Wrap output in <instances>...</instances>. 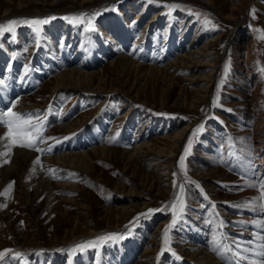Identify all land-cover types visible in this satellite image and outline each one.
<instances>
[{
    "label": "rangeland",
    "instance_id": "374dc122",
    "mask_svg": "<svg viewBox=\"0 0 264 264\" xmlns=\"http://www.w3.org/2000/svg\"><path fill=\"white\" fill-rule=\"evenodd\" d=\"M155 15L156 22L146 28ZM77 16L84 23L65 19ZM33 19L49 20L39 26V36L24 23L16 25L14 35L0 36L2 87L12 78L20 87H32L17 94L3 113L10 107L14 111L22 96H34L38 105L28 109L25 118L31 114L33 123L44 122L43 142L37 145L43 151L23 149L42 158L77 152L94 145L84 141L89 136L108 150L92 154L88 171L40 162L39 175L50 181L54 193L51 200L46 193L38 194L35 183L12 175L11 189L0 188V251L12 253L0 264H188L184 246L199 233L217 259L230 233L237 236L230 243L239 239L241 244L245 237L236 231L251 214L245 200L252 189L249 181L258 185L264 178V0H0V24ZM89 19L95 31L89 30ZM126 32L125 54L160 71L120 73L109 63L112 56H106L93 66L101 71L106 92L85 99L75 92H58L48 99L51 86L46 82L70 66L71 54L84 55L86 64L88 56L102 52L99 37L113 44ZM216 36L220 38L211 51L179 60L189 50L200 52ZM211 79L208 99L198 102L197 94L203 96ZM80 115L91 117L79 129L55 131ZM188 125L177 154L171 155L169 145L177 143L178 133ZM98 129L104 134L96 141ZM190 138L192 146L181 168ZM142 143L148 145L143 153L131 161L122 157L125 145ZM180 185L185 208L165 245L163 233L172 223L170 206L181 195ZM253 189L259 205L262 190ZM256 213L260 223L264 221L259 209ZM259 228L245 227L264 236ZM108 234L124 238L97 240ZM251 235L245 240L254 245L256 237ZM90 240L98 247H76Z\"/></svg>",
    "mask_w": 264,
    "mask_h": 264
},
{
    "label": "bare ground",
    "instance_id": "6f19581e",
    "mask_svg": "<svg viewBox=\"0 0 264 264\" xmlns=\"http://www.w3.org/2000/svg\"><path fill=\"white\" fill-rule=\"evenodd\" d=\"M55 1H59V0H55ZM82 1L88 2V1H92V0H82ZM6 11H8V9H6ZM158 14H160V13H158ZM155 22H156V15L153 17V19L149 23H147L145 25V27L148 28L149 25H152ZM65 31H67V30L64 29L63 33ZM127 37H129L128 32L124 33V35L121 37L119 42L113 40V44L105 43L104 39L99 37L101 48H102L101 51L104 53L102 54V52L100 53L98 51L92 53L90 56H88L89 58H88V62L86 64H84L86 59L85 60L83 59L84 58V55H83V58L77 57L79 60L75 63V65H73L72 63H73L74 59H77V58H73L74 54H71L72 57H69L70 66L65 67L60 72H58L51 80H48L46 82L47 86H51L48 99L55 98L58 92H64V94L69 93V92H75L76 94L79 95V97L81 99L82 98L85 99L86 95H89V94H93V95L95 94L96 95L99 93L106 92L105 87L103 85L104 78L99 75L100 74L99 72H101V71H99V69H95L93 67L99 61H101L102 59H105L106 56H109V57L112 56L109 63L112 64L113 68H115L116 71H118L120 73L127 71V72L143 73V75H144L146 73L150 74V73H155V72L160 71V69L156 66H146V65L141 64L139 62H136L135 60L131 59L128 55L125 54L124 46L127 45V43H128ZM219 38H220V36H216L215 38H211L208 42H206L203 45L200 52L194 51V50H189L184 54H180L179 60H180V58L184 59V58L190 57L191 55H195V54L204 55V52L212 50L211 47H212L213 43L217 42ZM80 57H82V56H80ZM53 61L57 62V59H53ZM176 62H178V59L175 61V63ZM58 63H60V62L58 61ZM58 63H56L55 65H57ZM213 63H214V68H213L212 72L210 71V73H209V77H211V78L213 77V75L215 73L214 69H215V65L217 63V60L215 59V61H213ZM211 66H213V65H211ZM1 71H0V78L2 76ZM13 79L14 78L9 80L8 81L9 85H4L5 87H2V85H0V113H3V111L6 108V106L8 105V103H10V101L13 100V98L17 94H20L21 92H24L28 89V87H25V86L20 87L17 83L13 82ZM209 81H210L209 82L210 84L208 85V87L203 88V96H199L197 94L196 100L198 102L199 101H205L206 99H208V97H209L208 92H209V88L212 87L213 79H211ZM19 102L20 103H17V105H16L17 108L14 111L17 113H20V114H24L28 109H32L33 107H37V105H38L34 96H32V97L22 96V98L20 99ZM90 117L91 116H88V115H80L79 117H77L73 121H68V122H65L63 124L57 125L54 129H55V131L57 130V131L66 132V133L72 132V131H75V130L79 129L80 127H82L88 121V119ZM190 126L191 125H188L184 129L182 128V130L178 133V138L175 137L178 140V141L176 140L177 143H171V144L169 143L170 144L169 145V147H170L169 151L171 152L170 153L171 155L177 154L178 149H179L178 147H179L180 143L183 141L185 134L189 130ZM4 127L2 126V124H0V153H4V152L9 151L8 146L10 144V141H8L7 138L5 137L7 129ZM102 131L103 130L98 129L95 132L96 133L95 136L96 137L100 136L102 134L101 133ZM175 138H174V140H175ZM84 141H90L94 145L92 147L86 149V150L77 151V152L61 153L58 155L49 156V157H45V158L38 156L39 154L37 155L34 152L27 151V150L23 149L22 147L18 148V147L12 146L11 151H10V155H8V156L0 155V188L5 189V190L7 189L9 191L11 188H9L8 186H9V184H12V180L14 179L12 175L16 174L17 175L16 177L18 179H20V181H23V180L26 181L27 180L28 183H31V184L35 183L37 190H38V194L41 195L43 193H46L47 196L51 200V198L54 197V193H53L52 187L50 186V181L48 179H45V177L43 176L44 174L39 175V173H41V169H39L38 164H35L34 161L39 159L40 162H42V161H44L46 163L52 162V163H56L57 165L79 167V168H82L84 171H88L92 167V164H93L92 163V160H93L92 154H96L97 151H99V150L102 153H105V152H107L108 148H107L106 144H104L103 142H101L99 144L98 142L94 141V138H90L89 136H85ZM96 143H98V144H96ZM74 145L75 144H71L70 148H73ZM144 148H148L147 143L136 144L130 148L127 145H125V147H123L121 149V153L123 155L122 157L128 159V161H131L130 159L134 158L137 153H143ZM161 148L164 149L165 147L164 148L161 147ZM164 153H165V151H164ZM165 154H167V153H165ZM5 160H7L8 162L4 163ZM20 181H19V183H21ZM256 182L257 181H255V180L249 181L250 184L256 183ZM248 191L249 192L245 196V200L247 202L255 201V203L258 204L256 201L257 196H258V192L253 188L248 190ZM3 199H4V201H2L3 204H7L8 198L4 197ZM249 210H250L251 214L246 216V218H245L246 223L239 226V229L236 232L241 237H242V235L245 237V238L240 237L241 241H242L241 244L245 249H252L253 251H259L260 245L262 243L261 234L259 232V231H261L259 228L260 227L259 226L260 225V219H259V217H257L258 214L256 213V210L255 211H253L251 209H249ZM249 224L251 226L252 225L256 226V228H258L259 231L252 233V231L246 230L245 227ZM247 234L248 235L252 234L251 236L256 237V242L253 243L254 245H252L250 243L251 241L245 240L247 237L246 236ZM198 235L200 237H197L196 241L190 242L184 246V247H186L185 253L188 256L187 261L190 264H228L229 260L235 261L236 258L233 257L231 255V253L226 252L224 247L221 250V252L224 256L223 260H222V258H220L221 261L219 258L218 259L215 258L208 251L207 246L205 245L204 242H202L203 240H201V236L204 234L199 233ZM228 236H229L228 240H230V241L237 238L236 234L234 235V233H230ZM230 241H229V243L225 242L226 244H224L223 246H229L230 245V246L235 247V243H234L235 240L233 243H230ZM238 242H239V239H238ZM251 246H253L254 248H251ZM245 252H246L245 256L248 254L251 255L249 252H248V254H247V251H245ZM240 262L242 264H248L247 260H241Z\"/></svg>",
    "mask_w": 264,
    "mask_h": 264
},
{
    "label": "snow or ice",
    "instance_id": "6c2138e0",
    "mask_svg": "<svg viewBox=\"0 0 264 264\" xmlns=\"http://www.w3.org/2000/svg\"><path fill=\"white\" fill-rule=\"evenodd\" d=\"M151 2V0H149ZM100 13H95V15H99ZM54 19V17H53ZM65 19H69L70 23L73 24H82L84 23V20L82 17L77 16V17H71L68 18L66 17ZM49 22L48 19H33V20H24V21H17V20H9L6 24H0V36H2L4 33H9L14 35L15 34V27L18 23H24L32 26L34 31L36 32L37 36H39L40 33V25L47 24ZM206 24H211V21L205 20ZM88 25H89V30L90 31H95V28L91 24V19L88 20ZM215 27V25H213ZM261 39H264V36H261ZM229 69L228 66L225 65L224 67V73L227 75ZM261 71H264V69H261ZM4 82L2 79H0V85H2ZM224 83L223 80L220 81V85ZM220 91V86L218 85L217 87V94H219ZM218 106V105H216ZM227 111H232L231 109H227ZM6 117V118H5ZM35 119L39 120L40 118L37 116ZM0 124H4L7 126V132L5 134V137L7 138L8 141H10L9 144V151L0 153V155L8 156L10 155L11 147L12 146H19L22 148L30 149V150H35L37 152L43 151L40 149L37 145L39 142H43V131H44V122L41 121L40 123H33V117L31 114L25 118L24 114L17 113L15 111H12V108L10 107L6 112L0 113ZM203 128V125L198 127L193 135L195 133L200 132ZM192 146V140L191 138L189 139L187 146L184 149V154L180 157L179 161V166L181 168H184V158L185 156L188 155L190 149ZM232 146L230 145V148ZM48 151H51V147L48 149ZM229 156H235V153L232 151H229L228 153ZM8 161L5 160L4 163H7ZM35 164H39L40 161L37 159L34 161ZM253 162L250 161V167ZM253 176L255 175V171L253 170ZM191 183L195 184L197 188H199V184H196V182L192 181ZM249 187L252 188H257L261 189L260 196L258 199L261 201L259 205L255 203V201L249 202L247 204V207L253 211L259 209L261 214H264V178H261L259 181V184L257 185L256 183H252L248 185ZM9 188L12 187V184H9ZM202 191V190H201ZM179 192L181 195H178L176 199L173 201L171 204V209H172V223L168 225V227L164 230L163 233V241L165 245H168L169 243V230L173 227V225L176 224L177 219H178V214H182L185 208V200H184V186L180 185L179 186ZM207 198V197H205ZM213 207H215L213 205ZM149 213H152L154 211H159V209H149ZM144 215V214H141ZM221 226H223V222L221 221ZM264 231V221H261L259 225ZM117 238L123 239L124 236L120 235L119 237L117 234H108L106 236H100L97 237V240L101 243L107 240H116ZM226 239V237H225ZM261 239L264 240V236H261ZM80 251H84L86 247H98V244L96 241H88L86 244H81L76 246ZM221 247L225 248L226 252L231 253L233 257H235V261L229 260L228 264H240L241 260H247L248 264H264V243H261L260 245V250L259 251H253L252 249H245L239 242L235 243V247L233 246H223ZM214 251L217 249L214 248ZM164 249H162V252ZM247 251L251 255L250 256H245L243 253ZM12 253L11 249H5L3 251H0V262L5 261V258L9 256V254ZM221 255V258L223 259L224 256L222 253H218ZM173 255H176L173 253ZM15 256L19 258L21 256V253H15Z\"/></svg>",
    "mask_w": 264,
    "mask_h": 264
}]
</instances>
